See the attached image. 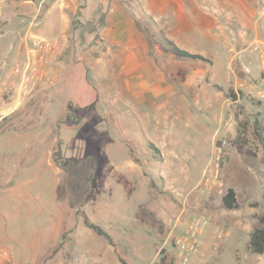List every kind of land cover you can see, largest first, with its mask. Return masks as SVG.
<instances>
[{"label":"rangeland","instance_id":"374dc122","mask_svg":"<svg viewBox=\"0 0 264 264\" xmlns=\"http://www.w3.org/2000/svg\"><path fill=\"white\" fill-rule=\"evenodd\" d=\"M20 1L0 0V30L7 25L1 20L12 10L25 12L21 5L14 9L13 3ZM32 1L40 6L31 30L59 39L62 46L49 63L52 73H58L59 93L47 112L39 104L28 108V120L42 113L40 125L0 127V161H25L13 175V184L0 186V247L11 250L18 264L39 263L37 254L53 233L54 212L77 204L81 217L85 207L110 234L116 252L87 228L82 242H94L96 250L82 251L86 264H101L102 251L107 264H122L116 254L125 264H161V257L162 264H264V252L253 254L246 247L264 211V148L252 130L254 119L264 125V99L257 95L264 91L261 69L253 78L233 61L236 77L244 82L235 90L233 80H224L233 51L219 43L197 39L188 46L205 50L212 62L179 61L162 53L166 44L160 28L166 18L154 17L152 11V23L140 0H97L84 11L87 0ZM240 1L246 3L236 4ZM153 2L149 0L148 9ZM175 9L173 1L164 12ZM222 16L228 24V17ZM30 19V14H21L17 22L28 25ZM14 25L8 20V27ZM258 34L264 36V23ZM245 39L240 47L248 52L253 35ZM145 40L149 62L135 71L123 70L125 56ZM113 56L119 57L115 66ZM58 62L67 65L66 71L60 70L62 75L67 72L64 79ZM113 66L130 84L141 81L150 89L141 96L122 91L112 80ZM49 84L43 81L40 87L53 88ZM239 121H246V127L243 139L235 142ZM54 133L55 159L47 155ZM32 138L47 140L32 145V153L26 144ZM222 140L226 144L218 177L206 181ZM227 187L235 190L236 209L221 205ZM192 218L203 224L197 250L182 262L173 238Z\"/></svg>","mask_w":264,"mask_h":264},{"label":"crops","instance_id":"0c3cea01","mask_svg":"<svg viewBox=\"0 0 264 264\" xmlns=\"http://www.w3.org/2000/svg\"><path fill=\"white\" fill-rule=\"evenodd\" d=\"M71 1L73 2L74 0ZM96 1L97 0H87L83 11L91 6L93 7ZM140 1L142 2L143 11L147 15L151 16L153 13L152 11H156L158 13L154 12V17L165 16L166 20H164L163 25L161 24L162 28L160 29L165 34V37L171 40L179 48L187 50L191 53L201 54L205 58H208L211 62V55L209 53L203 49L200 51H195L194 48L188 47L189 44L195 42L197 39H201L208 42H217L223 47L228 48L229 51H233L229 61L226 64V66L229 65L231 67V70L226 69L224 80L227 75H230V78L234 81L233 85L235 90L240 89L244 85V82L242 79L240 80L236 77L233 68V61L234 65L237 63L244 64L248 69V74L250 77L255 78V76L258 74V69L260 68L259 53L252 50L250 43L247 46L249 48L248 52H245L244 48L242 46L240 47V44L246 41L245 38L249 35H253V38L256 36H261L258 33L263 22L258 17V9L260 3L263 0H259V2L253 1L254 3L250 0H244L246 3L240 1V4H236L237 0H159L160 2L155 0L156 4L153 2V7H150V9L147 8V3L149 0ZM173 1L176 2L175 11L171 14H166L164 10L168 8ZM212 4H223V6L216 7L217 5L213 6ZM19 5H21L25 12L12 10L8 18L1 20L2 22L7 21L6 27L0 30V127L5 126V128H15L21 124H28L31 127L40 125L42 113L38 114L34 118L33 116H30V120H28L27 116L25 115L28 108L32 105L39 104L44 108L45 112H47L48 108H50L52 105L55 95L59 93V90H56V85L59 81L57 76L58 73H52V66L49 64L51 58H49L46 61L44 68H46L48 76L54 78L53 84H49V87L51 86L53 88H46L44 86L40 87L43 81H39L32 89L29 96L18 99L17 86L19 76L13 71V67L19 62H22L28 55L30 37L36 36L37 34V36H43L42 34L44 33L41 31L34 33L33 30H31L34 18L39 13L40 5L35 4L32 0H23L20 1L19 4L14 2V9ZM53 7L54 5L47 9L45 13L47 17L51 16ZM21 14H30L31 19L29 20L28 25H23L21 24L22 22H17ZM223 14L228 17V24L221 21L220 18L223 17ZM8 20H14L15 25L8 27ZM229 24L231 26H228ZM61 32L62 29H59V34H61ZM139 43L140 49L137 50L133 48L132 51H130L125 56L126 59L122 62L123 70L127 67L128 71H135L149 62L146 57L147 41H139ZM157 51L161 52V49H157ZM162 53L166 55L167 53L172 55L169 52ZM172 57L175 56L172 55ZM118 58H116V60L114 56L111 58V62L114 66L117 64ZM175 59H179V61H181L184 58L175 57ZM58 64L61 66L59 69V76H62V79H64L66 78L67 72L65 75H62L60 70L63 69V71H66L67 65L62 62H58ZM114 66L112 68V80L118 88H123L122 91L128 93L132 91L134 96H141L142 94H145L146 90L150 89L146 83L141 81L134 83L133 85L130 84L128 76L126 75V77H124L122 74L120 75L121 72L116 69V67L114 68ZM240 81L242 82L241 86L237 85V82ZM163 89L167 92L169 90L167 87H164ZM156 93L157 92L155 91V94ZM122 95L123 93L120 92L119 96ZM257 95L264 99L263 90L258 91ZM64 109L65 105L63 104L60 111ZM3 132L4 131L1 129L0 135H2ZM57 139L58 138L54 133V139L47 149V155L53 159H55L54 148L55 144L57 143ZM46 140L47 139L42 138L29 139L26 144L30 146L31 149L29 148L28 150H31L33 153L35 148L32 149V145H38L42 142H45ZM22 162L25 161H13L11 164L0 161V186L2 184H13L12 177L17 173V170ZM57 163L62 165V161H58ZM8 169L10 171H8ZM112 174L115 175L114 172ZM76 206L77 204L74 208H70L67 211L65 207H62L59 208L57 212H54V216L52 218L54 225L52 236L49 241H45L43 243L42 249H40L37 254V257L40 258L41 261L39 260L38 263L37 260V262L32 264H86L83 257L86 253L95 251L96 244L94 242H89L88 244L82 242L81 235L83 233H85V235L87 233L89 234L87 230L89 227L84 224L83 216L81 217V215H79L77 212L79 207ZM83 209L87 218L91 222L95 223L88 216L85 207H83ZM65 213L68 216L67 218H65ZM107 216L113 218V214L111 216L107 214ZM108 217L107 219H104L107 222L110 219ZM111 241L112 243L107 241L109 249H113L114 253H116L114 250L112 237ZM47 246L48 248H46ZM83 250L85 254L82 253ZM49 252L50 254H48ZM102 253L98 254V256L101 258V264H107L103 262ZM8 254L9 264H18L14 259L11 250L8 251ZM116 256L120 262L118 254H116ZM95 262L97 261L95 260Z\"/></svg>","mask_w":264,"mask_h":264},{"label":"built area","instance_id":"2783aa9c","mask_svg":"<svg viewBox=\"0 0 264 264\" xmlns=\"http://www.w3.org/2000/svg\"><path fill=\"white\" fill-rule=\"evenodd\" d=\"M258 17L264 23V0L259 5ZM250 46L252 50L259 53V64L264 78V36H256L253 38ZM61 49V43L57 38L50 39L42 36H33L30 38L28 55L22 62L13 67V71L19 76L17 86L18 99L29 96L32 89L39 81H46L53 84L54 78L48 76L46 68L44 67L46 61L59 54ZM226 69L231 70V67L227 65ZM239 69L244 74H248V69L244 64L241 63ZM226 80L228 82L232 80L230 75H227ZM237 85L241 86L242 82H237ZM225 144L226 141L222 140L220 144L215 147L213 164L209 170L210 175L206 178V181L209 179L212 181L217 179ZM202 224V219L192 218L186 230L173 238L174 247L182 262H187L190 254L197 250L196 237L201 230ZM0 264H9L8 251L2 247H0Z\"/></svg>","mask_w":264,"mask_h":264},{"label":"trees","instance_id":"16d2710c","mask_svg":"<svg viewBox=\"0 0 264 264\" xmlns=\"http://www.w3.org/2000/svg\"><path fill=\"white\" fill-rule=\"evenodd\" d=\"M148 17L151 19L150 16ZM151 21L153 23L152 19ZM152 32L155 31L152 30ZM163 40L164 43L166 44V47H163L164 51L171 53L175 57L205 60V57L202 56L201 54L191 53L187 50L181 49L178 46H176L171 40L165 37H163ZM231 95L232 97L235 98L233 94ZM245 127H246V121L238 122V133L235 138V142H237V140L239 139H243V132L245 130ZM252 130L255 137L259 141L260 145L264 148V125L259 120L254 119L252 123ZM238 148L241 149L242 145L239 144ZM263 199H264V194H263ZM221 205L225 209H236L238 207V202L234 188L232 187L226 188L225 192L221 196ZM82 216H83V222L87 227L92 229L96 234L104 237L109 243H112L111 237L105 229H103L100 225L91 222L85 214H83ZM257 220H258L257 225H255L248 234L246 247L249 252L253 254L261 255L264 252V211L262 214L257 216ZM119 260L122 264H125V262L120 257ZM160 261L162 264L163 257H161Z\"/></svg>","mask_w":264,"mask_h":264}]
</instances>
